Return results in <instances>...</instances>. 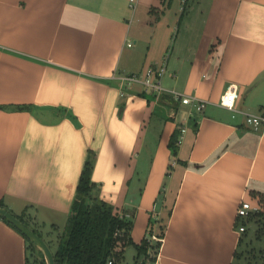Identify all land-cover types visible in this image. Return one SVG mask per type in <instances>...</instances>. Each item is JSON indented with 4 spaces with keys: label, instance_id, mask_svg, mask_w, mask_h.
Segmentation results:
<instances>
[{
    "label": "crops",
    "instance_id": "crops-1",
    "mask_svg": "<svg viewBox=\"0 0 264 264\" xmlns=\"http://www.w3.org/2000/svg\"><path fill=\"white\" fill-rule=\"evenodd\" d=\"M130 5L0 0V200L51 247L92 150L94 193L135 209V244L172 209L154 264H235L237 208L264 195V127L217 103L234 86L240 111L264 115V0ZM162 64L163 87L209 101L202 112L114 78ZM28 259L0 218V264Z\"/></svg>",
    "mask_w": 264,
    "mask_h": 264
},
{
    "label": "trees",
    "instance_id": "trees-1",
    "mask_svg": "<svg viewBox=\"0 0 264 264\" xmlns=\"http://www.w3.org/2000/svg\"><path fill=\"white\" fill-rule=\"evenodd\" d=\"M12 108L26 110L30 107L16 105ZM179 134L180 129L173 133L169 141L173 157L177 155ZM94 162L95 152L89 150L70 212L53 252L55 264H107L109 261L112 264H118L124 256L125 247L128 245H135L137 248L136 260L141 256L146 258L149 250H153L154 256L151 258V264H154L172 209H168L165 215L158 217V219L151 218L146 236L141 244H135L131 238L135 209H133V213L130 210L123 211L118 206L107 203L95 195L96 184L92 181ZM260 201H264L263 194L260 195ZM0 205L5 207L1 200ZM17 217L25 222L20 216ZM0 218L21 233L5 218L2 216ZM253 219L258 224V233L264 234V211L253 214L245 223ZM25 224L28 225L26 222ZM154 232H156L155 235ZM152 236H156L157 241L152 242ZM25 239L29 242L28 248L38 250L30 240L26 237ZM39 254L41 260L35 259L34 261L39 264H46L45 256L40 251ZM238 256L239 253L236 257ZM28 264H30L29 259Z\"/></svg>",
    "mask_w": 264,
    "mask_h": 264
},
{
    "label": "built area",
    "instance_id": "built-area-1",
    "mask_svg": "<svg viewBox=\"0 0 264 264\" xmlns=\"http://www.w3.org/2000/svg\"><path fill=\"white\" fill-rule=\"evenodd\" d=\"M136 1L137 0H130L131 8L136 7ZM128 45H131L130 43ZM165 71V64H162L159 69L156 67H149L146 69V71L143 74H124V75H118L114 78H116L122 85L124 86H130L139 84L142 87L145 88L146 91L155 92L158 94L168 95L171 97L174 101H179L180 103L184 105L191 106L189 115H192L193 113H200L204 110L205 106L209 104V101L202 99L198 97L197 95L187 94L178 92L175 90H169L163 87L161 82V77L163 76ZM236 99H237V88L232 86L226 91L222 93L220 96V99L217 103V105L230 110L233 113H241L243 114L245 121L248 125H251L253 129L260 130L264 127V115L262 114H254L249 113L245 111H240L236 106ZM186 128L182 127L180 129V136L178 143H180L182 139V135L185 132ZM260 206L258 205H252L249 201H241L240 205L237 208L236 211V223H237V230L239 233H243L246 231V224L245 222L255 213H257L260 210ZM153 239L157 238L153 236ZM107 264H112L111 261H109Z\"/></svg>",
    "mask_w": 264,
    "mask_h": 264
},
{
    "label": "rangeland",
    "instance_id": "rangeland-1",
    "mask_svg": "<svg viewBox=\"0 0 264 264\" xmlns=\"http://www.w3.org/2000/svg\"><path fill=\"white\" fill-rule=\"evenodd\" d=\"M188 14L184 13L183 17ZM180 17V15H179ZM182 17V18H183ZM183 29L182 25L180 26L179 31ZM176 31L174 29L173 35L175 36ZM139 85V84H135ZM141 86V85H140ZM125 89V87H123ZM146 91V90H145ZM147 93H151L149 91H146ZM149 98L151 97L150 94H147ZM260 210L258 212L264 211V201H262L260 204ZM257 212V213H258ZM165 213H162V216H164ZM255 219L252 221L245 223L246 224V231L243 232L244 235V242L240 245L239 248V256L235 258V264H264V234L258 233V224L254 222ZM65 226V225H64ZM64 229V227H63ZM62 232V229H61ZM62 233H58L57 236L53 237L52 240H49L51 244V250L52 252L55 251L56 245L58 243V240L60 238V235ZM153 241H157L153 239ZM27 244L29 245V242L27 241ZM128 247V248H127ZM126 251L124 253V256L122 260L118 264H134V256L137 254L136 248L133 246H127ZM29 249V263L30 264H39L38 262H35V259L41 260V255L39 254V251L35 248H28ZM154 256V251L149 250L148 256L145 258L143 256L139 257L137 260H135V264H151V258ZM45 258V257H44ZM46 264H48L46 258H45Z\"/></svg>",
    "mask_w": 264,
    "mask_h": 264
},
{
    "label": "water",
    "instance_id": "water-1",
    "mask_svg": "<svg viewBox=\"0 0 264 264\" xmlns=\"http://www.w3.org/2000/svg\"><path fill=\"white\" fill-rule=\"evenodd\" d=\"M0 216L16 227L28 240H30L37 249L45 256L48 264H55L53 252L48 243L38 235L33 229L28 227L16 215L11 213L5 207L0 205Z\"/></svg>",
    "mask_w": 264,
    "mask_h": 264
}]
</instances>
